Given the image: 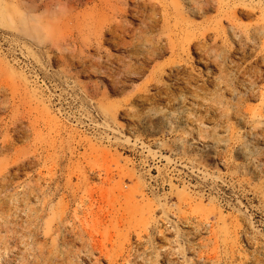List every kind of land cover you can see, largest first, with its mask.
Returning a JSON list of instances; mask_svg holds the SVG:
<instances>
[{"label":"rangeland","instance_id":"rangeland-1","mask_svg":"<svg viewBox=\"0 0 264 264\" xmlns=\"http://www.w3.org/2000/svg\"><path fill=\"white\" fill-rule=\"evenodd\" d=\"M264 264V0H0V264Z\"/></svg>","mask_w":264,"mask_h":264},{"label":"bare ground","instance_id":"bare-ground-1","mask_svg":"<svg viewBox=\"0 0 264 264\" xmlns=\"http://www.w3.org/2000/svg\"><path fill=\"white\" fill-rule=\"evenodd\" d=\"M32 264H38V261L35 259Z\"/></svg>","mask_w":264,"mask_h":264}]
</instances>
